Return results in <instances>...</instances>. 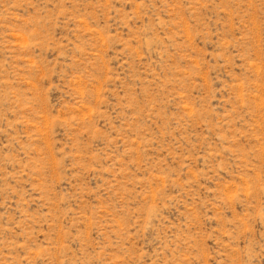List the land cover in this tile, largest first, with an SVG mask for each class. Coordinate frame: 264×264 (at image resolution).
Segmentation results:
<instances>
[{
	"label": "rangeland",
	"instance_id": "rangeland-1",
	"mask_svg": "<svg viewBox=\"0 0 264 264\" xmlns=\"http://www.w3.org/2000/svg\"><path fill=\"white\" fill-rule=\"evenodd\" d=\"M0 264H264V0H0Z\"/></svg>",
	"mask_w": 264,
	"mask_h": 264
}]
</instances>
